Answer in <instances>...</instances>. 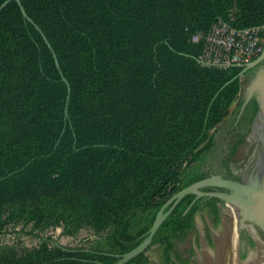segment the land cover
Instances as JSON below:
<instances>
[{"label": "trees", "instance_id": "trees-1", "mask_svg": "<svg viewBox=\"0 0 264 264\" xmlns=\"http://www.w3.org/2000/svg\"><path fill=\"white\" fill-rule=\"evenodd\" d=\"M20 2L33 24L14 1L0 11V235L21 225L39 242L20 253L0 245V264H115L142 242L240 92V78L219 90L241 67L197 62L204 36L218 22L264 27V0ZM34 24L69 83L66 120L67 89ZM57 227L92 237L64 251L38 235ZM193 230L125 264H151L153 250L158 264H188L177 243Z\"/></svg>", "mask_w": 264, "mask_h": 264}, {"label": "water", "instance_id": "water-1", "mask_svg": "<svg viewBox=\"0 0 264 264\" xmlns=\"http://www.w3.org/2000/svg\"><path fill=\"white\" fill-rule=\"evenodd\" d=\"M11 1L17 4L22 17L33 24L20 0H5L0 11ZM34 27L50 50L66 86V120L69 83L47 39L35 24ZM197 62L216 66L199 59ZM237 67L242 70L219 90L245 75L229 114L210 134L176 192L159 209L142 242L118 256L115 264L127 263L168 233L192 223L223 231L232 248L233 264H264V39L258 57ZM80 231L91 233L89 229ZM53 244L70 251L62 244Z\"/></svg>", "mask_w": 264, "mask_h": 264}, {"label": "built area", "instance_id": "built-area-1", "mask_svg": "<svg viewBox=\"0 0 264 264\" xmlns=\"http://www.w3.org/2000/svg\"><path fill=\"white\" fill-rule=\"evenodd\" d=\"M262 28L235 30L222 22L214 25L204 36V48L199 60L217 67L243 66L260 54L263 44ZM199 35L192 37L197 42Z\"/></svg>", "mask_w": 264, "mask_h": 264}, {"label": "rangeland", "instance_id": "rangeland-1", "mask_svg": "<svg viewBox=\"0 0 264 264\" xmlns=\"http://www.w3.org/2000/svg\"><path fill=\"white\" fill-rule=\"evenodd\" d=\"M244 81L245 75L241 78V88ZM234 103L230 106V110ZM27 230L28 228L25 229V231ZM20 231H22L21 225H17L14 229L8 227L7 232L0 235V245H14L15 250L20 253L23 248H30L38 244L39 240L37 237L29 236ZM61 231L60 227L49 228L44 232L38 233V235L42 238H49L52 242H57L68 248L80 247L82 244L77 243V241L92 237L90 232L79 231L75 238L67 239L61 235ZM148 255L151 264H158L159 255L157 251L153 250ZM192 264H233L232 248L229 239L223 231L217 230V236L214 237L213 251L206 250L203 247V250L198 254V261Z\"/></svg>", "mask_w": 264, "mask_h": 264}, {"label": "flooded vegetation", "instance_id": "flooded-vegetation-1", "mask_svg": "<svg viewBox=\"0 0 264 264\" xmlns=\"http://www.w3.org/2000/svg\"><path fill=\"white\" fill-rule=\"evenodd\" d=\"M217 230V228L207 224H194V230L189 237L185 241L177 243V262L188 260V264L196 263L198 254L203 250V247L206 250L213 251L214 237L217 236ZM190 249L192 255L189 252Z\"/></svg>", "mask_w": 264, "mask_h": 264}]
</instances>
